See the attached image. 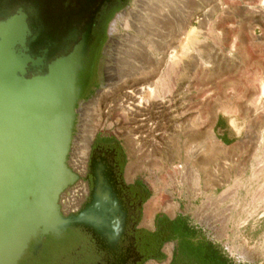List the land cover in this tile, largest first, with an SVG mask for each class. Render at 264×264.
Here are the masks:
<instances>
[{
	"label": "rangeland",
	"instance_id": "1",
	"mask_svg": "<svg viewBox=\"0 0 264 264\" xmlns=\"http://www.w3.org/2000/svg\"><path fill=\"white\" fill-rule=\"evenodd\" d=\"M128 9L150 33L129 26ZM181 32L182 53L173 62L169 47ZM122 34L129 37L120 40ZM151 39L166 44L164 55ZM104 40L102 64L105 71L114 65L118 77L110 86L105 78L69 145L65 165L73 180L58 196L59 214H77L86 198L90 142L98 134L118 137L120 125L130 129L123 139L126 181L142 170L154 210L172 215L188 205L193 241L216 249L227 264H264V0H125ZM136 42L161 61L149 96L136 73L150 64ZM73 229L42 236L18 264H106L84 230ZM66 230L75 234L69 241ZM48 237L67 242L50 250ZM172 245L162 247L163 260L144 264H167Z\"/></svg>",
	"mask_w": 264,
	"mask_h": 264
},
{
	"label": "water",
	"instance_id": "2",
	"mask_svg": "<svg viewBox=\"0 0 264 264\" xmlns=\"http://www.w3.org/2000/svg\"><path fill=\"white\" fill-rule=\"evenodd\" d=\"M5 35L2 40L10 37L7 31ZM0 48V264H18L30 242L68 228H82L113 244L122 233L124 214L114 196L102 194L98 178L77 214L62 217L58 212V195L73 180L65 157L76 68L67 75L50 70L46 76L23 79L10 45L0 42ZM95 195L100 200L96 204Z\"/></svg>",
	"mask_w": 264,
	"mask_h": 264
},
{
	"label": "flooded vegetation",
	"instance_id": "3",
	"mask_svg": "<svg viewBox=\"0 0 264 264\" xmlns=\"http://www.w3.org/2000/svg\"><path fill=\"white\" fill-rule=\"evenodd\" d=\"M124 1L0 0V42L10 45L14 59L22 66L23 79L46 76L50 70L65 75L69 70L76 68L77 74L75 73L74 78L76 93L69 145H72L78 136V128L83 124L86 111L96 103L92 102L95 95L103 90L105 78L107 86L117 80L115 66L112 65L105 71L102 64L101 53L106 42L102 39L106 35L110 18L121 11ZM6 30L10 37L3 41L2 36ZM134 99H137V96H134ZM118 126L120 133L118 137L98 134L90 142L88 156L85 158L88 191L81 208L89 201L94 182L98 178L103 183L102 194L114 196L119 209L124 213L122 233L113 244L100 242L99 239L92 240L86 231H82V234L87 235L96 256L107 257L106 264H144L143 260H149L145 259V255L150 251L151 236L157 234V228L154 232H145L137 228L144 192L140 185L134 183L126 185L123 179L127 160L123 139L129 136L130 129L124 131L120 129V125ZM85 194L86 190L84 196ZM75 230L73 229L74 233ZM66 231H69V236L64 239L69 241V237L75 234L70 230ZM41 241L39 237L29 243L22 261L28 252L33 253L34 245L38 242L40 244ZM62 241L67 242L65 240L56 242L48 237L46 246L51 250L56 243L61 244ZM174 241L176 245V240ZM32 255L30 254V257H34ZM45 262L40 261L43 264Z\"/></svg>",
	"mask_w": 264,
	"mask_h": 264
},
{
	"label": "trees",
	"instance_id": "4",
	"mask_svg": "<svg viewBox=\"0 0 264 264\" xmlns=\"http://www.w3.org/2000/svg\"><path fill=\"white\" fill-rule=\"evenodd\" d=\"M148 193L144 192L143 201ZM157 234L152 235L150 251L145 259H161L159 249L164 242L176 240L171 259L168 264H227L222 255L204 241H193V234L184 222L175 218L172 221L160 219L155 221Z\"/></svg>",
	"mask_w": 264,
	"mask_h": 264
},
{
	"label": "bare ground",
	"instance_id": "5",
	"mask_svg": "<svg viewBox=\"0 0 264 264\" xmlns=\"http://www.w3.org/2000/svg\"><path fill=\"white\" fill-rule=\"evenodd\" d=\"M211 2H212V0H211ZM194 10V9H193ZM139 14V13H138ZM131 15H133V13H131V10L130 9H128V11L127 12H125V14H124V17L125 18H127L128 17V20H125V21H127L128 23H129V26L130 27H132L135 31H137L139 34H146L147 32H149L150 33V31H147L146 30V28H145V26H143L142 24H141V22H137L136 23V21L135 22H133L132 20H130V17H131ZM138 16V15H137ZM189 15H187V18H191L190 16L188 17ZM136 17V16H135ZM133 18H134V16H133ZM148 20V19H147ZM184 20V19H183ZM171 21V20H170ZM144 22V21H143ZM172 22V21H171ZM178 22H180V21H178ZM145 24V23H144ZM178 24V23H177ZM19 26H21V25H19ZM181 26V25H180ZM179 26V27H180ZM1 27V26H0ZM148 28H149V26H147ZM123 28H125L126 29V23L124 22V26H123ZM12 29V28H11ZM150 29V28H149ZM167 29V28H166ZM181 29V28H180ZM9 30V29H8ZM164 30V29H163ZM1 31V30H0ZM7 31V30H6ZM8 32V31H7ZM171 32V31H170ZM3 33V32H2ZM129 34H131V33H129ZM7 35V34H6ZM181 35H182V32L177 36V38L174 40V42L170 45V47H169V49H171L172 50V61L173 62H175L177 59H178V56H180L181 55V51L179 52V51H176V49L178 48V46H179V40H180V37H181ZM134 36V35H133ZM145 36V35H144ZM152 36V35H151ZM165 36V35H164ZM127 37H129V35H127V34H122L121 36H119V39L120 40H122V39H126ZM131 37H132V35H131ZM138 37V36H137ZM168 37V36H167ZM133 38V37H132ZM135 38V37H134ZM133 38V39H134ZM5 39H6V37H5ZM120 40H118L117 41V43H119V41ZM130 40V39H129ZM135 40V39H134ZM160 40V39H159ZM159 40H156V39H151V44L154 46V48H155V50L158 52V53H161V54H163L164 55V51L166 50L165 49V45L166 44H164V43H162L161 41H159ZM4 41V40H3ZM136 41V40H135ZM137 43V45L139 46V48L141 49V52H139V53H142V55H143V57H144V59H145V57L147 58V62H145V63H149L150 64V66H148V67H146V69H144V70H141V73H140V75L138 74V73H136L137 74V76H140V77H142L143 78V85H145L146 87L145 88H141L140 89V91H146V95H150L152 92H153V89H151V87H153L154 85H155V82H154V78H155V76H156V73H158V71H159V68H160V59H156V58H154V56H152L148 51H147V49H145L143 46H142V43H138V42H136ZM130 44H134L133 42L132 43H130ZM120 45V44H119ZM136 45V44H135ZM117 46V45H116ZM125 47V46H124ZM137 47V46H136ZM116 48V47H115ZM1 49L2 48H0V51H1ZM165 49V50H164ZM79 50V49H78ZM170 50V51H171ZM118 51V50H117ZM117 51H115V52H117ZM123 51V50H122ZM119 52V51H118ZM156 52V53H157ZM119 54V53H118ZM121 54V53H120ZM116 55V54H115ZM160 55V54H159ZM118 56V55H117ZM81 57V56H80ZM68 58V57H67ZM67 58H64V60L65 59H67ZM76 58H78V56L76 57ZM61 61H63V60H61ZM76 61H74V63H75ZM58 63L60 64V62L58 61ZM55 64V63H54ZM53 64V65H54ZM56 64H57V62H56ZM58 64V65H59ZM61 64H63V62H61ZM71 64H72V62H71ZM56 67V66H55ZM62 67V66H61ZM79 67H80V65H79ZM52 68H54L53 66H52ZM64 68V67H63ZM148 68L149 69H151V68H154V70H148ZM170 68L172 69V70H176L177 69V64H171L170 65ZM51 69V68H50ZM70 69V68H69ZM53 70V69H52ZM157 70V71H156ZM49 73V72H48ZM77 74V73H76ZM67 75V74H66ZM75 78V77H74ZM121 78V77H120ZM129 78V77H128ZM128 80V79H127ZM126 80V81H127ZM137 83V82H136ZM139 83V82H138ZM135 84V83H134ZM79 91V90H78ZM137 92H139V91H137ZM147 102H149V101H147ZM185 131V130H184ZM196 132H197V130H195ZM197 134H200V132H197ZM187 137V136H186ZM194 137V136H193ZM216 146V145H215ZM211 154V153H210ZM213 163V162H212ZM185 168H186V166H185ZM216 174V173H215ZM200 177V176H199ZM72 182V181H71ZM70 184V183H69ZM78 191V190H77ZM60 194V193H59ZM72 194V193H71ZM59 196V195H58ZM72 196H74L75 197V195L74 194H72ZM99 198L102 200V194H100L99 193ZM58 199V198H57ZM95 199H96V201H94L95 202V204H96V202H98V201H100V200H98V198H97V195H95ZM78 200V199H77ZM80 200V199H79ZM70 201V200H69ZM67 202V201H66ZM93 202V203H94ZM99 203V202H98ZM58 207V206H57ZM69 209V208H68ZM59 212V211H58ZM86 222V224H87V226L88 227H90L91 229L93 228L95 231L94 232H99V230H97V228H95L93 225H92V223L89 221V220H86L85 221ZM86 226V227H87Z\"/></svg>",
	"mask_w": 264,
	"mask_h": 264
},
{
	"label": "crops",
	"instance_id": "6",
	"mask_svg": "<svg viewBox=\"0 0 264 264\" xmlns=\"http://www.w3.org/2000/svg\"><path fill=\"white\" fill-rule=\"evenodd\" d=\"M141 171H142L141 169L137 170L135 172L134 179L131 180V181H126L125 171H124L123 179H124L126 185H131L133 183L140 185L141 189H143V192H147L148 193V197H147V199H148L149 198V188L146 185V183L144 182V180L141 179V177H143V175L141 174ZM147 199H145L143 201V203H142V205L140 207V217H139V220H138V223H137V228L138 229H140L142 231H145V232H154L155 228H156V226H155V221L156 220H160V219L164 218V219H167L169 221H172L175 218H179V219H181L184 222L186 228L188 230H190L189 226L191 224H193V220H194L193 215H191V213H190V206L183 205V210L181 212H177V213H174L172 215H169V214H167L165 212H158V211L154 210L152 208V204H148L146 202ZM167 242L174 243V245L171 246V250H172V253H173V250H174V247H175V241H167ZM165 243L166 242H164L162 244L161 248H160V254L162 255V258L160 260H163V254H162V250L161 249H162V247L164 246ZM170 259H171V256H170ZM169 261L167 262V264L169 263Z\"/></svg>",
	"mask_w": 264,
	"mask_h": 264
}]
</instances>
